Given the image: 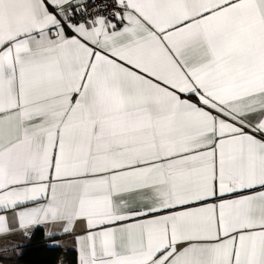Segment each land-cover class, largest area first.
<instances>
[{"label": "snow or ice", "instance_id": "1", "mask_svg": "<svg viewBox=\"0 0 264 264\" xmlns=\"http://www.w3.org/2000/svg\"><path fill=\"white\" fill-rule=\"evenodd\" d=\"M41 229L264 264V0H0V239Z\"/></svg>", "mask_w": 264, "mask_h": 264}, {"label": "trees", "instance_id": "2", "mask_svg": "<svg viewBox=\"0 0 264 264\" xmlns=\"http://www.w3.org/2000/svg\"><path fill=\"white\" fill-rule=\"evenodd\" d=\"M67 253L60 248L51 246V242L45 239L41 229L36 231L31 241L27 240L16 264H58L61 257Z\"/></svg>", "mask_w": 264, "mask_h": 264}, {"label": "crops", "instance_id": "3", "mask_svg": "<svg viewBox=\"0 0 264 264\" xmlns=\"http://www.w3.org/2000/svg\"><path fill=\"white\" fill-rule=\"evenodd\" d=\"M58 241L60 243V246L57 248L62 249L66 253L68 252L66 255L61 257L58 264H75L77 259V251L73 238L70 236H59ZM9 242H14L16 244L22 245L19 250L21 254L17 255L15 251L0 252V257H7L0 258V264H16L17 259L22 255L23 247L26 245L27 240L22 233L6 236L0 239V247H3Z\"/></svg>", "mask_w": 264, "mask_h": 264}]
</instances>
